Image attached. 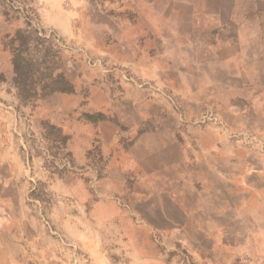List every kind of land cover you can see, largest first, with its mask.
Wrapping results in <instances>:
<instances>
[{"label": "rangeland", "instance_id": "rangeland-1", "mask_svg": "<svg viewBox=\"0 0 264 264\" xmlns=\"http://www.w3.org/2000/svg\"><path fill=\"white\" fill-rule=\"evenodd\" d=\"M220 12L264 0H0V264H264V124L182 58Z\"/></svg>", "mask_w": 264, "mask_h": 264}, {"label": "crops", "instance_id": "crops-1", "mask_svg": "<svg viewBox=\"0 0 264 264\" xmlns=\"http://www.w3.org/2000/svg\"><path fill=\"white\" fill-rule=\"evenodd\" d=\"M201 14L197 13L193 14V16H200ZM254 17L255 28L258 29L256 32L250 27V30H239V27L247 29L248 26L244 27L242 16L235 12L216 13L213 18L215 22L219 21L218 24L215 23L210 28L202 27L201 24L197 27L195 26L192 29L194 31L192 32L191 43L183 45L189 47L188 50L186 47L183 49L182 58L184 63L189 59L190 67L194 69L215 68L216 70H224L226 72L225 77L229 78L238 95L243 97L245 94L244 101H247L249 105L251 103V107L248 110L251 116L248 115L246 109L249 106L245 109L236 103H231L230 105L228 103L221 104L220 106L223 116H227V109H230L229 113L231 114L228 115L235 120V123H238L237 117H241L246 113V117L238 118L240 122L242 120H258L264 124V18H262L264 15L259 14ZM261 22L262 30H260ZM198 29L203 31V33H196L195 30ZM253 36L260 38V40L252 39ZM197 46L198 48H196ZM203 50L211 54V56L205 58L206 62L216 61V64H203V58L199 54ZM215 78L216 80H213L214 82L212 83L226 85L225 78L221 77L220 80L218 77ZM194 90L196 91V89ZM251 92H253L254 98L250 95ZM235 131H239V129ZM5 248L7 249V247ZM148 255L156 259V261L158 260V262L166 261L167 263L165 264H173V261L169 263L167 253L156 252ZM7 260L5 264H16L11 256Z\"/></svg>", "mask_w": 264, "mask_h": 264}, {"label": "trees", "instance_id": "trees-1", "mask_svg": "<svg viewBox=\"0 0 264 264\" xmlns=\"http://www.w3.org/2000/svg\"><path fill=\"white\" fill-rule=\"evenodd\" d=\"M61 91H67L68 89L67 88H60Z\"/></svg>", "mask_w": 264, "mask_h": 264}]
</instances>
